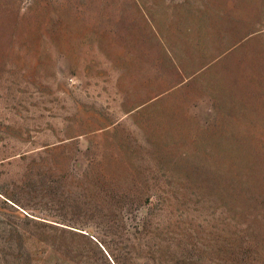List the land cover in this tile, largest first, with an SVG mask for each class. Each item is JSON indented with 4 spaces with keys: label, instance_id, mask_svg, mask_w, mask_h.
<instances>
[{
    "label": "rangeland",
    "instance_id": "1",
    "mask_svg": "<svg viewBox=\"0 0 264 264\" xmlns=\"http://www.w3.org/2000/svg\"><path fill=\"white\" fill-rule=\"evenodd\" d=\"M252 13L246 59L172 84L137 0H0V264H264Z\"/></svg>",
    "mask_w": 264,
    "mask_h": 264
},
{
    "label": "crops",
    "instance_id": "2",
    "mask_svg": "<svg viewBox=\"0 0 264 264\" xmlns=\"http://www.w3.org/2000/svg\"><path fill=\"white\" fill-rule=\"evenodd\" d=\"M152 17L169 56L171 83L191 77L224 56L247 58L253 39V0H137ZM153 39V25L140 17ZM158 37V38H159Z\"/></svg>",
    "mask_w": 264,
    "mask_h": 264
}]
</instances>
